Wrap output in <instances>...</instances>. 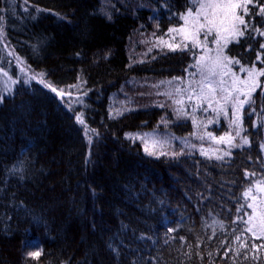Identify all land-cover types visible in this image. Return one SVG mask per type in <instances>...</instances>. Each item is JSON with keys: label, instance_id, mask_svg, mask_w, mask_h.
Wrapping results in <instances>:
<instances>
[{"label": "trees", "instance_id": "16d2710c", "mask_svg": "<svg viewBox=\"0 0 264 264\" xmlns=\"http://www.w3.org/2000/svg\"><path fill=\"white\" fill-rule=\"evenodd\" d=\"M197 2L0 0V264H264L248 207L264 185V76L243 108L248 144L182 145L201 116L179 113L174 94L198 50L161 41L175 45L169 30ZM253 35L225 54L264 69ZM210 120L228 134L230 116Z\"/></svg>", "mask_w": 264, "mask_h": 264}, {"label": "snow or ice", "instance_id": "6c2138e0", "mask_svg": "<svg viewBox=\"0 0 264 264\" xmlns=\"http://www.w3.org/2000/svg\"><path fill=\"white\" fill-rule=\"evenodd\" d=\"M252 6L255 9L253 13L252 9L249 6ZM199 11L196 12L195 18L191 21V30H187V26L189 25V17L193 16V12L191 9L183 15L181 18L185 21V27H181L179 29H170V32H175L181 35L182 39L177 42L175 45L167 43V41H161V43L166 44L168 48L175 51L178 48H181L183 45V49L188 48V44L185 41H190L193 48L196 47H205L207 46V38L210 34L215 32L213 37V42L217 45L215 49L216 55L211 59V65L204 63L206 56L201 55L197 60V63L193 65V67H197L203 71L205 69L208 70L209 76H203L201 81L199 82L201 87L199 88V93L197 94V101L202 99H208L209 95H214L216 92V84H223L224 81L221 78L220 81L216 82L210 79V76L215 75H227L231 69L228 67L232 64L240 65V70L247 73V77L243 80L240 79L238 75L232 73V83H231V91L228 89H224V91L228 92V95L231 96L232 92L237 93L236 101L234 102L238 106L235 107L234 116L235 119L230 122V124L235 125L236 127H240V106L244 103H248L251 99V92L255 90L256 87H259L258 77L264 76V69H257L254 65L252 67H244L240 64V60L235 58H230L225 54V48L230 42L239 43L240 38L245 37L246 33L254 38L253 34L259 35L260 37H264V29L261 27H257L254 25V20L256 16L264 17V3H260L259 0H208L206 3H198ZM203 18L202 22L200 18ZM247 17V19H246ZM110 18V17H109ZM251 25V27H250ZM203 30L204 32V41L201 42L199 39V34ZM227 33V35H224ZM174 39V37H173ZM260 48L264 49V43L260 44ZM151 51V49H149ZM257 59H260L259 53L257 54ZM261 63H264V60H260ZM216 68L228 69V72L217 73L215 71ZM241 85L243 87H241ZM47 86V85H46ZM205 89L208 91L205 92ZM52 91L56 92L55 88ZM180 89H177L179 92ZM60 95V93H57ZM244 95L246 97L245 100H239V96ZM191 99V95L189 96ZM225 99H228L226 96ZM0 102H2V97H0ZM177 104H183L182 100L176 101ZM199 103L193 106L192 111L195 112L196 108L199 107ZM208 107H211V103H209ZM221 111H223V107L221 106ZM180 111L183 114H187L186 111L181 108ZM213 111H217V109H213ZM225 115L227 113L225 112ZM79 123L83 124L84 121L80 117H77ZM193 122L195 123V117H192ZM238 134V133H237ZM212 139H216V137H212L211 133L208 134ZM201 139L203 137H200ZM232 137L229 135L227 137L222 136L217 140L220 142H228L231 144ZM249 141L246 137L242 138V144L235 145L236 147H243V145L248 144ZM264 147V145H262ZM147 150V149H146ZM151 154V153H150ZM202 154L207 155V153L203 152ZM225 155H229V153H225ZM217 159H222V157H217ZM254 175V174H253ZM264 184V182H261ZM264 191V188L261 189ZM252 189H249L244 193L245 196H249ZM253 199H255L253 197ZM264 204V201H261ZM248 207L254 208L253 204H249ZM261 219H264V210L260 213ZM29 255L37 256L38 252L29 253Z\"/></svg>", "mask_w": 264, "mask_h": 264}, {"label": "rangeland", "instance_id": "374dc122", "mask_svg": "<svg viewBox=\"0 0 264 264\" xmlns=\"http://www.w3.org/2000/svg\"><path fill=\"white\" fill-rule=\"evenodd\" d=\"M208 2V0H198L197 3H206ZM199 11L198 9V4L197 7L192 11L193 12V16L189 17V25L187 26V30H191V21L195 18V14L196 12ZM201 22L203 20V18L201 17ZM181 27H185V21L183 19V24ZM180 27V28H181ZM179 29V28H178ZM215 35V32H213L212 34H210L207 38V46L206 49L205 47H196V49L198 50V59L201 55H205L206 59L205 62L206 64L211 65V59L212 57H215L216 55V51L215 49L217 48V45L213 42V37ZM224 35H227V33H224ZM174 37V39H173ZM182 39L181 35L175 33V32H171L170 33V42L176 44L177 42H179ZM199 39L201 42L204 41V32L203 30L200 32L199 34ZM185 43L188 44V46L195 50V48L192 47V44L190 41H185ZM197 63V62H196ZM231 71L228 72V69H221V68H216L215 71L217 73H222V72H228L227 75H223L221 77V75H215V76H210V79H212L213 81H220L221 78L223 79L224 83L223 84H219L217 83L216 86V92L214 95H209L208 99H202L200 101H197V94L199 93V88L201 87L200 85V81L202 79L203 76H209V72L207 69H205L203 71V73L201 72V70L197 67H195V71L193 73V76L191 78L190 81L187 82V86H185L184 89H180L182 92H184V95L181 96L182 94H179L177 92H175L174 94V102L176 104L177 110L180 108H183L187 114H189V112L193 109V106L197 103H199V107L196 108L195 110V114L199 113L201 116V120L200 123L197 124L196 122L195 124V128H196V134H195V138L197 139H189L188 140H184L182 141V145H186L192 147L193 143H195V141H198V139L200 140V142H211L213 143L214 146L216 147H234L236 145V143L240 140L242 141V137H241V133H242V123H243V108L246 106V103H244L242 106H240V123L241 126L240 127H236L233 124H230V122L232 120L235 119L234 116V111H235V107L238 106L237 104H235L234 102L236 101V97H237V93L236 92H232L231 96L228 95V92L224 91V89H228L229 91H231V83H232V73H235L236 75H238L240 77L241 80L245 79L247 77V73L240 71V72H236V70H234V65H229L228 66ZM22 69V74L21 76H23L24 80H26V82H31V81H38V82H42V80H40L39 78L35 77L34 75L30 74L28 72V69L25 67H21ZM3 74V73H2ZM4 75V74H3ZM262 76L258 77V83H260V79ZM5 78V79H4ZM4 78L1 77L0 75V83L1 82H6L8 81V83H10V79L7 78L4 75ZM15 83L12 82V86H14ZM241 87H243L241 85ZM258 87L255 88L254 91L251 92V97L253 96L254 92L257 90ZM208 90L205 89V92H207ZM191 95V99H189V96ZM228 97V99H225V97ZM246 97L244 95H240L239 96V100H245ZM178 100H182L183 104H177L176 101ZM195 103V104H193ZM209 103H211V107H208ZM221 106L223 107V111H221ZM213 109H217V111H213ZM230 111V112H228ZM179 112V111H178ZM225 112L227 113L228 117L230 116V120L228 122L229 125V132L227 135H225V137L227 136H231L232 137V141L231 144H229L228 142H220L218 143L217 140H219L220 137H222L221 135L219 137H216V139H212L208 134L211 133L212 137H215L214 133L212 131L209 130V126L211 123V120L208 121V117H210V115H225ZM180 113V112H179ZM230 114V115H229ZM184 116V115H183ZM191 118L192 115L190 114ZM185 117V116H184ZM238 133V134H237ZM214 134V135H213ZM200 137H203L202 139ZM163 140H166L163 138ZM144 141L148 147L149 150L155 151L159 149V146H161L162 144V135L161 134H157L156 132H152V133H145V137H144ZM181 144V142H180ZM191 149V148H190ZM201 152L203 150V152L207 153V156H215V154H217V152H214L211 149H202L200 148ZM264 188V185L262 186H258L255 187L251 193V197H250V204H253L254 208L256 209V211H254L253 208H251L252 210V215H253V221L256 224H264V219H261V211L264 210V204L261 203V201H264V191H262L261 189ZM253 197L255 199H253ZM253 226V225H252Z\"/></svg>", "mask_w": 264, "mask_h": 264}]
</instances>
